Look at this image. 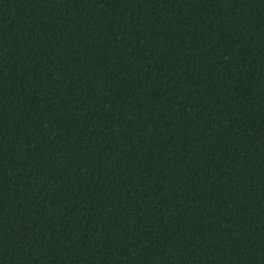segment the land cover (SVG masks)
Segmentation results:
<instances>
[{
  "label": "trees",
  "instance_id": "trees-1",
  "mask_svg": "<svg viewBox=\"0 0 264 264\" xmlns=\"http://www.w3.org/2000/svg\"><path fill=\"white\" fill-rule=\"evenodd\" d=\"M0 264H264V0H0Z\"/></svg>",
  "mask_w": 264,
  "mask_h": 264
}]
</instances>
